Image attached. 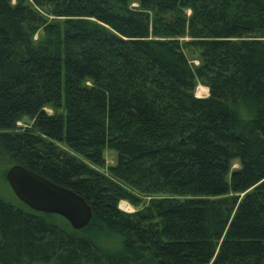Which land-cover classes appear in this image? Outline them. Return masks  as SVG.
<instances>
[{"label": "trees", "instance_id": "16d2710c", "mask_svg": "<svg viewBox=\"0 0 264 264\" xmlns=\"http://www.w3.org/2000/svg\"><path fill=\"white\" fill-rule=\"evenodd\" d=\"M0 164L91 213L0 196V264H264V0H0Z\"/></svg>", "mask_w": 264, "mask_h": 264}, {"label": "water", "instance_id": "95a60500", "mask_svg": "<svg viewBox=\"0 0 264 264\" xmlns=\"http://www.w3.org/2000/svg\"><path fill=\"white\" fill-rule=\"evenodd\" d=\"M5 180L14 196L34 212L57 215L73 230H80L88 224L90 208L71 190L20 165L11 166L5 173Z\"/></svg>", "mask_w": 264, "mask_h": 264}, {"label": "rangeland", "instance_id": "374dc122", "mask_svg": "<svg viewBox=\"0 0 264 264\" xmlns=\"http://www.w3.org/2000/svg\"><path fill=\"white\" fill-rule=\"evenodd\" d=\"M182 40H186L188 39V37H184V38H181ZM186 52V55L188 54V56L190 58H193L195 56V53L190 51V49L188 50H185ZM192 54H191V53ZM190 62H192V64H197L198 61L196 58L194 59H189ZM201 91H200V90ZM199 91V92H198ZM198 92V94H197ZM201 92V93H200ZM194 95L196 97H204L207 95V88L205 86H203L202 84H197L195 89H194ZM44 110L49 114L51 113V109L50 108H47L45 107ZM31 124V121H29L26 117H23L21 120H18L16 122V125L19 126V127H25V126H30ZM104 160H105V165H112L115 161V155L113 152H109V150H104ZM3 166L0 164V196L2 198H4L5 200H9L10 202H13L15 200V196L13 194V192L11 191L10 187L8 186L6 180H5V173L6 171H3L2 170ZM238 168V164L236 161H232L231 163V169H236ZM119 208H118V205H117V208L124 212V213H133L135 212L136 210H138L140 207H134L132 205H130L128 202L126 201H119ZM127 206V208H129L128 211H126V209H124V207Z\"/></svg>", "mask_w": 264, "mask_h": 264}, {"label": "bare ground", "instance_id": "6f19581e", "mask_svg": "<svg viewBox=\"0 0 264 264\" xmlns=\"http://www.w3.org/2000/svg\"><path fill=\"white\" fill-rule=\"evenodd\" d=\"M200 90V89H199ZM201 91V90H200ZM199 92V91H198ZM198 92H197V94H198ZM201 93V92H200ZM124 209H126V211H128L129 210V208H127V206H125L124 207Z\"/></svg>", "mask_w": 264, "mask_h": 264}]
</instances>
